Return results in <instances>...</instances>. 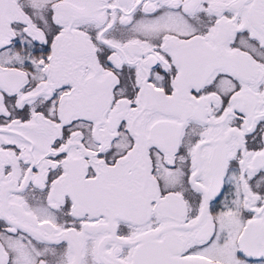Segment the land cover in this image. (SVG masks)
<instances>
[{
    "label": "snow or ice",
    "instance_id": "6c2138e0",
    "mask_svg": "<svg viewBox=\"0 0 264 264\" xmlns=\"http://www.w3.org/2000/svg\"><path fill=\"white\" fill-rule=\"evenodd\" d=\"M0 264H264V0H0Z\"/></svg>",
    "mask_w": 264,
    "mask_h": 264
}]
</instances>
